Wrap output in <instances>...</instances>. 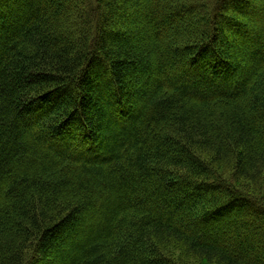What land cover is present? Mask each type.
I'll use <instances>...</instances> for the list:
<instances>
[{
  "label": "trees",
  "instance_id": "1",
  "mask_svg": "<svg viewBox=\"0 0 264 264\" xmlns=\"http://www.w3.org/2000/svg\"><path fill=\"white\" fill-rule=\"evenodd\" d=\"M259 6L0 0V264H264Z\"/></svg>",
  "mask_w": 264,
  "mask_h": 264
},
{
  "label": "rangeland",
  "instance_id": "2",
  "mask_svg": "<svg viewBox=\"0 0 264 264\" xmlns=\"http://www.w3.org/2000/svg\"><path fill=\"white\" fill-rule=\"evenodd\" d=\"M253 2H256L257 4H260L261 3V0H253ZM141 7H143V3H142V5L140 6V7H138V9H137V11H139V10H142V8ZM260 7V6H259ZM255 13H256V16H255V18H254V21H255V23L253 24V29H257V23L256 22H264V10H263V8L262 7H260V9L258 10H255L254 11ZM142 18V19H141ZM184 18V17H183ZM182 19V18H181ZM141 20V21H140ZM133 22H132V24L134 25L135 23H137V24H139V25H142V26H144V19H143V17L141 16V17H139V18H136V19H133L132 20ZM185 21H181L180 23H176L175 24V26H180V27H182V26H184L185 25ZM131 24V25H132ZM241 46V48H242V45H240ZM243 49H245L244 47H243ZM244 61H245V63H244V65L246 66V64L247 63H249L248 62V60L246 61L245 60V58H244ZM252 66V65H251ZM250 188H249V192H251V194L253 193V195H262V190H261V188H260V192H257V190H258V188L259 187H257V186H254V188L253 187H251L250 185H248ZM246 187V186H245ZM256 191V192H255ZM256 240V239H255ZM256 254V253H255ZM173 255L175 256V257H177L178 256V252L175 250L174 252H173ZM258 255H260V253H259V251H258ZM187 261H189V260H187ZM189 264H213V263H209V262H206V261H204V260H198V261H196V260H191L190 259V262H189Z\"/></svg>",
  "mask_w": 264,
  "mask_h": 264
}]
</instances>
